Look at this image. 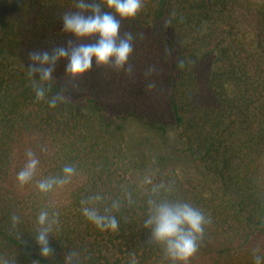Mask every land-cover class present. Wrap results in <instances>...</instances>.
Here are the masks:
<instances>
[{"label": "trees", "instance_id": "trees-1", "mask_svg": "<svg viewBox=\"0 0 264 264\" xmlns=\"http://www.w3.org/2000/svg\"><path fill=\"white\" fill-rule=\"evenodd\" d=\"M79 3L0 0V264H264V0H141L134 19L90 0L88 12L115 16L121 40L132 35L133 54L121 70L94 62L76 79L61 61L49 87L30 72L34 51L99 40L64 31ZM130 124L183 155L196 179L170 168L135 181L155 162L130 146ZM29 154L38 164L22 183ZM150 200L205 216L186 262L145 225ZM85 208L117 228L97 226ZM41 213L48 255L37 242Z\"/></svg>", "mask_w": 264, "mask_h": 264}, {"label": "clouds", "instance_id": "clouds-1", "mask_svg": "<svg viewBox=\"0 0 264 264\" xmlns=\"http://www.w3.org/2000/svg\"><path fill=\"white\" fill-rule=\"evenodd\" d=\"M90 0H80L76 14H65L63 17L64 31L72 34L78 40L99 37L97 43H78L75 46L69 41L67 47H57L53 51H34L30 55L32 67L30 72L37 75L42 84L51 87L56 66L61 61H66L65 72L73 79L88 74L95 62L98 66L112 65L117 70L127 66L133 54L131 43L132 35L126 39H120V25L115 16L121 19H134L141 9V0H107V7L112 9L115 16L107 12L101 13L99 5L91 7ZM119 41V42H118ZM47 89H36L38 99H44ZM51 104L54 106L55 99ZM24 170L19 174L22 183L31 179L35 172L38 161L31 158ZM65 174L70 176L74 169L66 167ZM53 181L41 182V191L52 188ZM151 214L145 221V225L152 230L155 241L166 246V252L174 261L186 262L197 251V240L203 234L205 216L201 211L187 202L149 201ZM85 215L99 227L117 228L114 217L101 216L95 209L85 208ZM41 231L37 242L41 246L44 255L51 252L47 237L48 228L44 227L47 221V213L39 216ZM256 264H259V256H255Z\"/></svg>", "mask_w": 264, "mask_h": 264}, {"label": "rangeland", "instance_id": "rangeland-1", "mask_svg": "<svg viewBox=\"0 0 264 264\" xmlns=\"http://www.w3.org/2000/svg\"><path fill=\"white\" fill-rule=\"evenodd\" d=\"M127 135L130 146L134 150H139L147 153L148 159L153 158L155 165L148 170H138L134 173V180L140 184H147L156 179L157 176L170 168L176 169L178 175L186 180L196 179L197 173L192 167L189 160L181 154H175L167 150L162 145L159 137L147 131L146 129L130 124L127 127ZM172 147L180 146L175 135L171 134ZM166 159V160H164Z\"/></svg>", "mask_w": 264, "mask_h": 264}]
</instances>
